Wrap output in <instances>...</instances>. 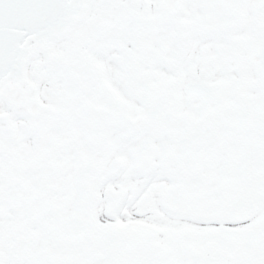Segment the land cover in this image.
I'll return each instance as SVG.
<instances>
[{"label": "snow or ice", "instance_id": "6c2138e0", "mask_svg": "<svg viewBox=\"0 0 264 264\" xmlns=\"http://www.w3.org/2000/svg\"><path fill=\"white\" fill-rule=\"evenodd\" d=\"M0 264H264V0H0Z\"/></svg>", "mask_w": 264, "mask_h": 264}]
</instances>
